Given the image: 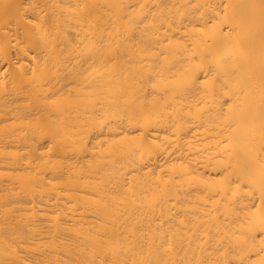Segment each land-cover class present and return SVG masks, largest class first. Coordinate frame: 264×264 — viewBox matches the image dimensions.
<instances>
[{
  "label": "bare ground",
  "instance_id": "bare-ground-1",
  "mask_svg": "<svg viewBox=\"0 0 264 264\" xmlns=\"http://www.w3.org/2000/svg\"><path fill=\"white\" fill-rule=\"evenodd\" d=\"M0 264H264V0H0Z\"/></svg>",
  "mask_w": 264,
  "mask_h": 264
}]
</instances>
